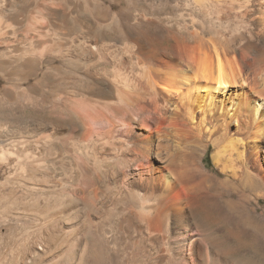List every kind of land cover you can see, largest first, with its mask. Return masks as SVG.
<instances>
[{"label": "bare ground", "instance_id": "bare-ground-1", "mask_svg": "<svg viewBox=\"0 0 264 264\" xmlns=\"http://www.w3.org/2000/svg\"><path fill=\"white\" fill-rule=\"evenodd\" d=\"M146 1L43 0L44 25L26 23L40 40L9 57L41 76L62 64L80 83L77 99L59 100L58 132L84 154L83 170L39 216L42 225L75 223L80 201L93 211L100 196L127 194L117 221L137 246L156 244V256L176 264H229L203 238L206 198L226 193L223 177L241 187L232 196L264 199V0ZM9 18L0 14V31ZM21 155L22 170L38 161ZM104 237H74L80 258Z\"/></svg>", "mask_w": 264, "mask_h": 264}, {"label": "rangeland", "instance_id": "rangeland-1", "mask_svg": "<svg viewBox=\"0 0 264 264\" xmlns=\"http://www.w3.org/2000/svg\"><path fill=\"white\" fill-rule=\"evenodd\" d=\"M121 1L138 8L148 4L146 0ZM42 3L0 0V14L7 13L13 23L0 31V152L8 153L0 158V264H176L167 255L156 256V244L138 240L143 246H137L127 236L126 228L119 225L118 209L128 206L127 194L100 196L93 211L80 201L83 221L63 224L59 216V224L53 221L42 225L40 208L60 203L75 189L78 173L83 170L78 164L84 157L70 150L71 139L58 132L60 118L65 116L59 100L74 98L80 85L76 77L62 64L41 76L37 70L29 73L22 65L8 63L9 57L19 54L30 40H40L26 23L34 18L38 27L44 25ZM31 151L38 161L20 169L19 162L25 163L21 154ZM204 160L207 169L216 173L210 152ZM221 181L226 193L206 198L203 238L217 245L222 254L227 253L229 264H264V199L257 202L255 191L249 197L232 196L241 187L223 177ZM88 214L92 223L84 220ZM88 231L105 237L101 247L96 250L89 246L81 259V246L73 239L83 238ZM95 253L100 258L95 260Z\"/></svg>", "mask_w": 264, "mask_h": 264}]
</instances>
